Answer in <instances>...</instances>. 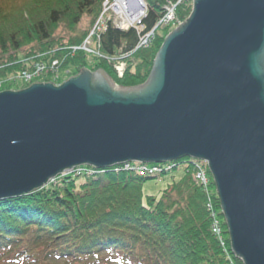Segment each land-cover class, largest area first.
<instances>
[{"label":"water","instance_id":"water-1","mask_svg":"<svg viewBox=\"0 0 264 264\" xmlns=\"http://www.w3.org/2000/svg\"><path fill=\"white\" fill-rule=\"evenodd\" d=\"M207 163L233 255L264 264V0H192L137 86L104 69L0 92V198L81 165Z\"/></svg>","mask_w":264,"mask_h":264},{"label":"trees","instance_id":"trees-1","mask_svg":"<svg viewBox=\"0 0 264 264\" xmlns=\"http://www.w3.org/2000/svg\"><path fill=\"white\" fill-rule=\"evenodd\" d=\"M104 1L0 0V78L35 61L59 59L63 70L72 71L69 76L83 68L104 69L122 87L145 82L172 26L159 25L152 43L135 49L138 29L151 30L163 17L164 6L178 0H143L145 13L134 27L122 30L108 22L94 37V47L99 44L105 56L130 54L123 78L105 59L67 49L89 35ZM191 10L192 0L178 4L177 20L184 21ZM84 15L92 23L80 30ZM61 28L65 35L58 33ZM197 162L182 158L170 170L144 176L112 168L97 176H66L59 185L0 198V264H243L231 251L225 222L226 248L212 231L208 194L193 178ZM160 175L170 181L158 194H146L145 184Z\"/></svg>","mask_w":264,"mask_h":264},{"label":"built area","instance_id":"built-area-1","mask_svg":"<svg viewBox=\"0 0 264 264\" xmlns=\"http://www.w3.org/2000/svg\"><path fill=\"white\" fill-rule=\"evenodd\" d=\"M185 0H178L176 3H168L167 5L164 6V15L163 17L160 18V20L157 22L155 27H153L151 30H148L146 32H142L140 29H138V42L136 45L135 49L138 48H144L149 46L152 41L155 39V34H156V28L159 25H164V26H173L178 23H180L177 20L175 10L176 6L178 4H181ZM108 8H113L116 13L115 14H106L108 12ZM132 9H137L139 12L135 17H131ZM145 13V4L143 0H105L102 5V12L99 16V18L96 20L94 26L92 27L89 35L84 39L81 45H76L69 47L67 49H70L72 51L76 50H83L89 54L92 55H98L99 57L103 58L106 60V62L111 65L119 77H123L125 75V72L127 70V65H128V58L130 54L123 53L119 55H113V56H105L99 52V44L97 47H94V42L93 39L94 37H98L99 33L104 30L108 24V22H111L114 24L116 27L122 29V30H128L131 27H134L138 20L144 15ZM60 60L59 59H54L50 61L49 63L47 62H33L32 64L29 65L28 68L25 70L13 74L10 78H6L9 81H12V79H20L25 82H30L34 81L37 78H40L41 75L46 74L48 71H54L59 67ZM5 80V79H4ZM3 80L0 79V85H2ZM175 163H168L165 165H159V164H154L151 166H146L142 164H136V163H130L126 162L122 165L115 166L114 170L116 172H119L121 170H135L140 173V175H148V174H157L161 173L163 170H170L175 167ZM83 167H74L68 172L74 171L77 169V171L80 172L81 175H91L94 176L99 173H103V170H96L95 168L88 167L82 169ZM206 167L202 163H197L195 165V169L193 172V178L201 184L207 194H208V201H207V207L209 210L212 212V231L213 233L219 238L221 245L226 248V241L223 236V229H222V223L221 219L218 215L219 209L215 208V203L213 197L210 195V189H209V179H207L206 175ZM58 179V176L55 178H52L50 182H55Z\"/></svg>","mask_w":264,"mask_h":264},{"label":"rangeland","instance_id":"rangeland-1","mask_svg":"<svg viewBox=\"0 0 264 264\" xmlns=\"http://www.w3.org/2000/svg\"><path fill=\"white\" fill-rule=\"evenodd\" d=\"M108 10V12H106V14H115V17H116V13H115V10L113 9V8H108L107 9ZM91 23H92V19H91V17L90 16H88V15H84V17H83V19H82V21H81V23L79 24V29L81 30H86V29H88L89 28V26L91 25ZM175 28V26H172L171 27V30L172 29H174ZM58 33L59 34H61V35H65V31L61 28V29H59L58 30ZM91 56H92V59H94V58H99V56L98 55H92V54H90ZM101 58V57H100ZM38 62V61H37ZM19 72H21V71H19ZM18 72V73H19ZM71 73H72V71L71 70H63L62 68H61V66H60V64H59V67H57V69H55L54 71H48V72H46V74H42L41 75V77L40 78H37L36 80H34L33 82L32 81H30V82H25V81H22V80H20V79H12V81H9L8 79H6V78H10L12 75H9V76H5V77H1L0 79H2L3 80V82H2V85H0V92L1 91H4V90H13V91H17V90H22V89H24V88H27L28 86H30L31 84H33V83H36V82H51V83H53V84H55V85H60V84H62L65 80H67V79H69V78H71V77H73V76H69V75H71ZM116 74V73H115ZM16 76H18L17 75V73H16ZM118 78H121V77H119L118 75H116ZM45 77H47L48 79H44ZM123 78V77H122ZM5 79V80H4ZM23 86V88H21ZM78 167V166H77ZM79 167H83L82 169H84V168H87V165H81V166H79ZM178 172H176L175 174H177ZM83 175H85V174H83ZM83 175H81L80 174V172L79 171H77V169L76 170H74V171H71V172H68V171H66V172H64L63 174H61L60 176H58V179L55 181V182H50L48 185H59L61 182H62V180H63V178L64 177H66V176H83ZM206 177H207V179H209V177H208V173L206 172ZM89 176V175H88ZM176 176H178V174L176 175ZM51 180V179H50ZM170 180H169V176H166V175H160V177L159 178H157V179H152V180H149L146 184H145V186H144V192L146 193V194H152V195H156V194H158L159 193V191L161 190V189H163L164 188V186L169 182ZM209 183H210V181H209ZM215 187V186H214ZM215 190H216V188H215ZM221 219V218H220ZM222 219H223V217H222ZM223 221H224V219H223ZM222 229H223V227H222ZM223 232H224V230H223ZM228 235V234H227Z\"/></svg>","mask_w":264,"mask_h":264},{"label":"bare ground","instance_id":"bare-ground-1","mask_svg":"<svg viewBox=\"0 0 264 264\" xmlns=\"http://www.w3.org/2000/svg\"><path fill=\"white\" fill-rule=\"evenodd\" d=\"M131 12H132L131 17H135V16L137 15V13L139 12V10H137V9H132Z\"/></svg>","mask_w":264,"mask_h":264}]
</instances>
